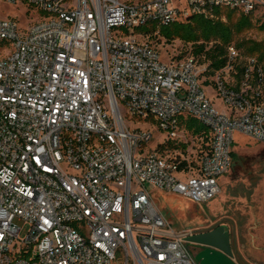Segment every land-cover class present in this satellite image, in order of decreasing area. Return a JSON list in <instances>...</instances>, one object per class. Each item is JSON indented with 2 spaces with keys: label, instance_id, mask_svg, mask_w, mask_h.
<instances>
[{
  "label": "built area",
  "instance_id": "built-area-1",
  "mask_svg": "<svg viewBox=\"0 0 264 264\" xmlns=\"http://www.w3.org/2000/svg\"><path fill=\"white\" fill-rule=\"evenodd\" d=\"M0 3L33 20L0 13V264H197L152 191L217 197L235 136L264 145V70L246 59L236 88L235 47L208 77L200 59L165 61L138 31L217 10L263 24L264 0ZM188 117L207 143L188 147ZM156 132L166 139L151 147Z\"/></svg>",
  "mask_w": 264,
  "mask_h": 264
},
{
  "label": "rangeland",
  "instance_id": "rangeland-1",
  "mask_svg": "<svg viewBox=\"0 0 264 264\" xmlns=\"http://www.w3.org/2000/svg\"><path fill=\"white\" fill-rule=\"evenodd\" d=\"M0 13L3 17L10 14L24 27L33 21L29 19L27 22L24 19L22 7L15 9L0 3ZM138 33L144 34V31L141 30ZM240 39L255 41L264 46V32L258 29L244 34ZM148 41L159 50L165 61L184 59L191 55V46L178 40L169 43L160 36H153ZM239 53L242 59L250 58L243 56V50ZM205 65L208 66V64ZM208 94L211 96L210 90ZM218 107H220L219 103ZM127 122L131 129L140 127L156 131L155 126L150 125L151 123L129 120ZM154 137L151 147H155L166 139L158 132L154 134ZM187 141L189 148L193 144L199 145V141L192 136H188ZM234 155L231 171L221 180L220 192L210 203L200 206L179 196L154 191H152V200L176 233L195 234L225 226L231 236L234 261L237 264H264V145L237 134ZM190 251L194 258L200 253L192 249ZM115 264L122 263L118 261Z\"/></svg>",
  "mask_w": 264,
  "mask_h": 264
},
{
  "label": "trees",
  "instance_id": "trees-1",
  "mask_svg": "<svg viewBox=\"0 0 264 264\" xmlns=\"http://www.w3.org/2000/svg\"><path fill=\"white\" fill-rule=\"evenodd\" d=\"M216 19H208L201 16H193L187 21L175 22L167 27L159 29V36L171 43L180 41L191 46V55L202 63L208 64V77H214L219 71L227 67L229 62V48L235 47L239 52L244 51L243 56L256 58L258 64L264 70V46L251 40H241L244 34L258 29L264 32V23L259 24L253 16L239 14L232 10H217ZM145 34L157 36L156 27L141 29ZM245 73V59L241 56L235 64L234 78L236 88L239 87ZM185 130L197 139L208 142L209 129L193 118H184L182 121ZM200 142V141H199ZM172 149H177L168 143ZM165 145L158 147L164 151ZM233 157H235L233 153Z\"/></svg>",
  "mask_w": 264,
  "mask_h": 264
},
{
  "label": "water",
  "instance_id": "water-1",
  "mask_svg": "<svg viewBox=\"0 0 264 264\" xmlns=\"http://www.w3.org/2000/svg\"><path fill=\"white\" fill-rule=\"evenodd\" d=\"M188 245L204 248L194 258L197 264H237L231 247V238L228 229L221 226L209 233L190 235L179 234Z\"/></svg>",
  "mask_w": 264,
  "mask_h": 264
},
{
  "label": "flooded vegetation",
  "instance_id": "flooded-vegetation-1",
  "mask_svg": "<svg viewBox=\"0 0 264 264\" xmlns=\"http://www.w3.org/2000/svg\"><path fill=\"white\" fill-rule=\"evenodd\" d=\"M220 227H221V226H220ZM217 228H219V227H217ZM217 228H214V229H211V230H207V231L196 232L195 234H192V235L203 234V233H209V232H211V231H213V230H215V229H217ZM230 238H231V236H230ZM187 246H188L189 249H192V250H194V251H200V252H201V251L204 250V248L199 247V246H193V245H188V244H187Z\"/></svg>",
  "mask_w": 264,
  "mask_h": 264
},
{
  "label": "crops",
  "instance_id": "crops-1",
  "mask_svg": "<svg viewBox=\"0 0 264 264\" xmlns=\"http://www.w3.org/2000/svg\"><path fill=\"white\" fill-rule=\"evenodd\" d=\"M209 90L211 91V96H210V97H211V98H214V93H213L212 89H207V93H208ZM215 102H216V105H217V106H218V103H219V106H220L219 108H220L221 110H224V108L222 107L221 103H220L218 100L215 99Z\"/></svg>",
  "mask_w": 264,
  "mask_h": 264
}]
</instances>
